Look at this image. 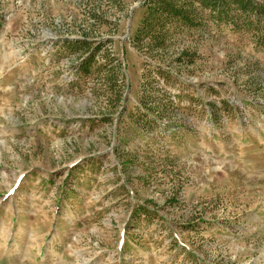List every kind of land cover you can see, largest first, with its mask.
<instances>
[{
	"label": "rangeland",
	"instance_id": "obj_1",
	"mask_svg": "<svg viewBox=\"0 0 264 264\" xmlns=\"http://www.w3.org/2000/svg\"><path fill=\"white\" fill-rule=\"evenodd\" d=\"M169 1L0 0V264H264V0Z\"/></svg>",
	"mask_w": 264,
	"mask_h": 264
},
{
	"label": "trees",
	"instance_id": "obj_2",
	"mask_svg": "<svg viewBox=\"0 0 264 264\" xmlns=\"http://www.w3.org/2000/svg\"><path fill=\"white\" fill-rule=\"evenodd\" d=\"M159 5L162 7H160L163 10V13L166 15H177V16H182L185 17V11L181 10L180 8L176 7L173 5L172 2H170L169 0H158Z\"/></svg>",
	"mask_w": 264,
	"mask_h": 264
}]
</instances>
